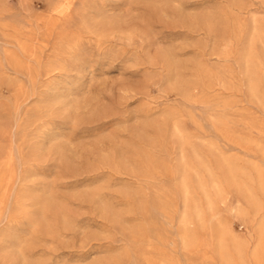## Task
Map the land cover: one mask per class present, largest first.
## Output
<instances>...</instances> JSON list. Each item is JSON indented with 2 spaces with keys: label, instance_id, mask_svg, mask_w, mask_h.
<instances>
[{
  "label": "rangeland",
  "instance_id": "obj_1",
  "mask_svg": "<svg viewBox=\"0 0 264 264\" xmlns=\"http://www.w3.org/2000/svg\"><path fill=\"white\" fill-rule=\"evenodd\" d=\"M0 264H264V0H0Z\"/></svg>",
  "mask_w": 264,
  "mask_h": 264
},
{
  "label": "bare ground",
  "instance_id": "obj_2",
  "mask_svg": "<svg viewBox=\"0 0 264 264\" xmlns=\"http://www.w3.org/2000/svg\"><path fill=\"white\" fill-rule=\"evenodd\" d=\"M66 8L67 7H61V8H59L58 10H55V11H57V13H64V11L66 10ZM59 15V14H58ZM165 53V52H164ZM166 57V56H165ZM104 208V207H103ZM108 211V210H107ZM110 212V211H109ZM48 223V222H47Z\"/></svg>",
  "mask_w": 264,
  "mask_h": 264
}]
</instances>
